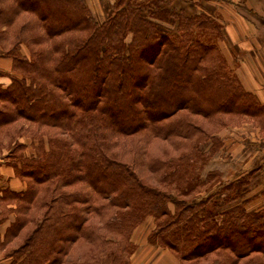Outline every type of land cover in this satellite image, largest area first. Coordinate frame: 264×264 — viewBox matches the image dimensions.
Wrapping results in <instances>:
<instances>
[{"label":"trees","instance_id":"obj_1","mask_svg":"<svg viewBox=\"0 0 264 264\" xmlns=\"http://www.w3.org/2000/svg\"><path fill=\"white\" fill-rule=\"evenodd\" d=\"M168 2L114 0L99 22L83 0H0V148L32 142L11 165L25 188L0 189L8 264H130L147 218L179 264H264L254 170L233 176L216 129L240 115L264 130V103L221 23Z\"/></svg>","mask_w":264,"mask_h":264},{"label":"crops","instance_id":"obj_2","mask_svg":"<svg viewBox=\"0 0 264 264\" xmlns=\"http://www.w3.org/2000/svg\"><path fill=\"white\" fill-rule=\"evenodd\" d=\"M92 18L102 21L111 10L114 0H83ZM208 5L201 4L199 8L213 16L222 25V38L218 40V46L227 58L228 64L234 69L236 76L242 87L253 93L261 103H264V0H207ZM12 61L10 57L0 56V70L9 72ZM0 83H7L6 76H0ZM247 118V117H246ZM249 119V118H247ZM253 121V119L251 120ZM242 127L223 128L218 134L228 131L233 136H228L229 143L235 150L239 142V129ZM252 134L256 136L248 138L244 144L248 148H253L259 152L257 166L250 170L254 173H261L264 177V130L256 127ZM229 129V130H227ZM241 133V132H239ZM255 133V134H254ZM259 139V144L253 140ZM257 146V147H256ZM251 157H243L241 161L251 162ZM243 162V163H244ZM248 186V187H249ZM8 188L14 191H21L25 188V183L18 178L12 166L0 165V189ZM264 188V186H263ZM250 187L247 189V195ZM249 206H256L264 198V193L250 196ZM13 219L12 213L0 225V232L3 233L6 226ZM147 229L140 232L136 238V250L130 256L131 264H179L178 257L169 249L152 245L146 241ZM6 263L5 259H0V264Z\"/></svg>","mask_w":264,"mask_h":264},{"label":"rangeland","instance_id":"obj_3","mask_svg":"<svg viewBox=\"0 0 264 264\" xmlns=\"http://www.w3.org/2000/svg\"><path fill=\"white\" fill-rule=\"evenodd\" d=\"M169 6L178 8V7H183L186 9L187 13H194V12H199L202 11L199 8V5L204 4V5H208L207 0H169ZM109 14V13H108ZM107 17V16H106ZM21 50L25 53H27V50L25 49V47L23 45H21ZM221 51V49H220ZM221 53H223L221 51ZM225 57V56H224ZM225 59L227 60V58L225 57ZM228 61V60H227ZM226 124L223 127H216L217 130H219V132L221 130H223V128H227L229 126L232 127H242L239 129V133L236 134L237 136H239V142H241L242 145H236L235 146V150L233 149V146H231V143H229V140L226 139L228 138V136H233L231 133H229L228 131H224V133L221 135V139L223 141V150L224 153L222 154V158L221 160H228L230 162H232L235 165V172L233 173V176H236L240 173L243 172H248L250 171V169L254 168L255 166H257V163H253L257 160L258 156H259V152H257L255 149L253 148H248V146H245L244 144H246L248 140V138L250 139L251 137H255V135H253L252 133L255 132V129H257L256 127L258 126L257 121L252 119H247L245 116H223ZM227 119L229 121H227ZM229 130V129H227ZM17 142L25 144L24 148L20 150H10L7 147H1L0 148V158L2 159V164L4 165H9L11 166L14 162L13 156L15 154H19L20 152H25V153H29L32 150V146H31V141L27 136H23V137H19L17 139ZM251 142V141H249ZM253 142H256V145L259 144V139H255L253 140ZM248 145V144H246ZM26 146V147H25ZM257 147V146H256ZM221 148V149H222ZM156 149V145H150L147 147V150L149 153H153ZM251 157L252 160L254 161H249V162H244L241 161V159L243 157ZM141 157L143 158L144 156L141 155ZM219 159V158H218ZM250 159V160H251ZM244 162V163H243ZM254 178L252 179V183L249 191H248V195L247 196H255L257 194H259L260 190L263 189L264 186V177L261 173H254ZM226 180V179H225ZM248 187V188H249ZM260 203L256 204H262L264 203V198L261 201H258ZM250 207V206H249ZM5 213H3V215H5ZM2 223V222H1ZM0 223V225H1ZM152 227V219L151 218H147V220L142 223L141 225L137 226L136 229L134 230L133 234L134 237L136 238L137 235L139 236L145 229H147V231ZM132 240L137 244L136 240L133 239ZM14 241L11 244H9L5 249H3L2 251H0V259L4 258V255L11 249V247L15 244ZM6 263H1V264H8L9 263V258L6 257L4 258ZM131 264V263H130Z\"/></svg>","mask_w":264,"mask_h":264},{"label":"built area","instance_id":"obj_4","mask_svg":"<svg viewBox=\"0 0 264 264\" xmlns=\"http://www.w3.org/2000/svg\"><path fill=\"white\" fill-rule=\"evenodd\" d=\"M2 164V159L0 158V165Z\"/></svg>","mask_w":264,"mask_h":264}]
</instances>
